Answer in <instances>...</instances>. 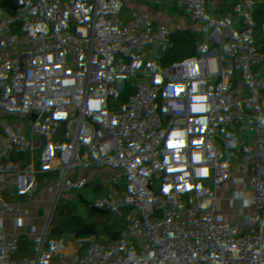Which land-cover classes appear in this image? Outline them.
Segmentation results:
<instances>
[{"label": "built area", "instance_id": "2783aa9c", "mask_svg": "<svg viewBox=\"0 0 264 264\" xmlns=\"http://www.w3.org/2000/svg\"><path fill=\"white\" fill-rule=\"evenodd\" d=\"M16 1V21L0 25V264H264L263 239L231 238L224 226L235 209L223 205L231 188L214 179L210 150L224 122L166 113L141 81L143 104L126 90L125 74L166 34L156 19L181 16L172 0ZM185 37L170 32L161 67L201 90L210 71L185 73ZM229 57L228 69L249 60ZM92 132L131 139L143 154L115 152ZM86 137L96 142L81 151ZM134 158H156L159 170L153 185L121 196Z\"/></svg>", "mask_w": 264, "mask_h": 264}, {"label": "trees", "instance_id": "16d2710c", "mask_svg": "<svg viewBox=\"0 0 264 264\" xmlns=\"http://www.w3.org/2000/svg\"><path fill=\"white\" fill-rule=\"evenodd\" d=\"M182 13L180 17L160 15L156 25L165 35L155 41L152 53L143 68H131L126 90L135 106L144 103L142 94L133 86L136 82L150 85L159 94L155 104L166 113H186L200 116L213 114L224 122L211 144V169L218 182H227L230 190L223 198L224 206L235 213L224 223L231 238L242 236L264 240V164L255 158H232L229 148L245 143L264 149V0H172ZM191 5L184 12L183 5ZM211 7L216 11H208ZM16 0H0V25L16 21ZM186 31L183 47L185 73L210 71L198 90L196 80L188 83L171 79L161 67L164 59L162 43L176 29ZM207 42L218 48L212 55ZM248 55L242 67L227 68L229 52ZM3 45L0 44V62ZM190 134H180L178 143L191 145ZM224 155L228 161L223 166ZM133 171L119 188L121 196L153 185L158 172L156 164L135 162ZM91 224L85 215L78 231Z\"/></svg>", "mask_w": 264, "mask_h": 264}, {"label": "rangeland", "instance_id": "374dc122", "mask_svg": "<svg viewBox=\"0 0 264 264\" xmlns=\"http://www.w3.org/2000/svg\"><path fill=\"white\" fill-rule=\"evenodd\" d=\"M68 12H71V10L69 9ZM90 142H96V139L95 138L86 137L85 139H82L80 141V143L78 145V148L82 151L84 148L87 147V145ZM107 142L110 144L109 141H107ZM111 144H113V146L115 147V145H114L113 142H111ZM116 148H119L120 151H123L126 154L127 157L130 156V154L128 153L129 152L128 149H126L124 147L121 148L120 146H117ZM228 150H229V153L232 156V158L247 157V156L249 158H255V157H257L255 159L258 162H263V164H264V149H260V148H257L255 146L253 147V146H250L249 144H245V143H237V148L236 149L229 148ZM113 188H116V183H113ZM240 262L243 263V264H245V263H247L249 261H248V258L245 257V258H242L240 260Z\"/></svg>", "mask_w": 264, "mask_h": 264}, {"label": "crops", "instance_id": "0c3cea01", "mask_svg": "<svg viewBox=\"0 0 264 264\" xmlns=\"http://www.w3.org/2000/svg\"><path fill=\"white\" fill-rule=\"evenodd\" d=\"M93 134H95V137H97V139H99V140H103V141H106V142L109 141L110 144L108 142L107 143L109 145H111V147L113 146V144H111V142H113L114 145H115V147L113 146L112 147V150H114L115 152L124 153L123 151H120L119 148H116L117 146H120L121 148L124 147V148H126L128 150H131V148H135V152L134 153L136 155H139V153L143 154V152H141L143 150L140 148V144L137 145V142L136 143H133L131 139H124V140L123 139H120V142L121 143H118V142H115V141L109 139L108 132H104V133H101V134L100 133H93ZM131 145H133V147H131ZM135 154H130V157H131V155H134L135 156ZM132 160H133V163L138 162V161H148V162H152V163H154V164L157 165L158 170H159V167H160L159 164H158V162H157V159L156 158H154V159H152L150 161L149 160H146V159H136V158H134Z\"/></svg>", "mask_w": 264, "mask_h": 264}, {"label": "water", "instance_id": "95a60500", "mask_svg": "<svg viewBox=\"0 0 264 264\" xmlns=\"http://www.w3.org/2000/svg\"><path fill=\"white\" fill-rule=\"evenodd\" d=\"M183 8H184V9H183L184 12H190V11H191V5H190L189 3H185V4L183 5ZM125 76L127 77L128 74L126 73ZM138 169H139V167H138L135 163L130 162V163L128 164L129 175H130L133 171L138 170Z\"/></svg>", "mask_w": 264, "mask_h": 264}]
</instances>
